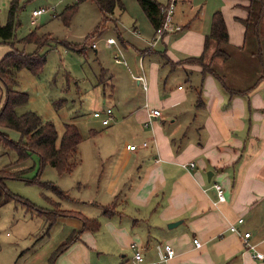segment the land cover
Returning <instances> with one entry per match:
<instances>
[{
  "label": "crops",
  "instance_id": "1",
  "mask_svg": "<svg viewBox=\"0 0 264 264\" xmlns=\"http://www.w3.org/2000/svg\"><path fill=\"white\" fill-rule=\"evenodd\" d=\"M122 1L112 15L118 39L102 38L104 29L94 32L96 26L89 32L88 43L97 42V75L110 85L105 93L111 99L100 109L113 108L108 125L100 119L106 142L90 147L91 175L73 176L79 193L62 188L69 190L65 209L79 215L56 219L69 226L68 236L83 228L84 217L97 219L99 227L82 230L55 264H136L137 250L154 261L165 243L176 255L163 264H264L229 229L243 217L240 229L264 252V17L247 32L250 0H175L172 29L157 37L139 0V6ZM217 10L228 28L220 45L227 57L216 54L215 38L205 46ZM109 37L116 42L107 43ZM106 52L114 60L121 52L126 61L115 63ZM202 54L214 72L183 62ZM95 84L104 86L99 78ZM4 99L0 80V107ZM149 108L161 115L151 116ZM130 143L138 148L128 149ZM216 181L226 194L217 204Z\"/></svg>",
  "mask_w": 264,
  "mask_h": 264
},
{
  "label": "rangeland",
  "instance_id": "2",
  "mask_svg": "<svg viewBox=\"0 0 264 264\" xmlns=\"http://www.w3.org/2000/svg\"><path fill=\"white\" fill-rule=\"evenodd\" d=\"M9 1L0 0L2 24L7 22ZM21 2L24 7L18 14L16 31L18 38L37 29L39 33L50 31L57 37L83 42L86 35L92 32L102 19L100 10L92 0L79 3L69 26L64 24L61 14L67 4L75 3L76 0H22ZM208 2L215 5L221 1L208 0ZM127 4L139 6L135 0H127ZM39 7H45L47 11L38 16L37 25L31 24L32 10ZM54 14L59 16L54 17ZM113 23V20L108 21L102 38L105 39L107 34H112L118 39L119 33ZM101 40L99 38V42ZM15 46L27 51L34 49L31 43L16 42ZM11 48L10 44L0 43V58ZM103 48L104 43L101 42L100 49ZM117 54L126 61L121 52ZM104 56L115 62L113 54L106 52ZM97 59L100 61L98 53L90 43H87L83 52L69 51L60 45L48 53L47 62L39 76L26 69L20 71L17 76L18 88L28 92L30 97L28 106L21 109L34 110L44 119L51 120L59 133H63L66 123H73L80 130L82 141L77 153L80 162L74 168L78 167V170L73 169L72 173L62 175L57 168L47 164L39 176L40 181L54 182L64 189L70 188L69 193L73 196L79 193L77 184L73 183V176L77 177L83 173V176L88 178L95 165L90 147L103 146L106 142L100 136V133L105 132V128L100 123V118L94 116V111L100 110L111 97L105 93V86L95 84L98 81ZM91 128H94L95 132H92ZM0 130L8 133L14 140H19L21 137V133L16 129L0 127ZM40 166L38 155L32 154L19 160L17 150L0 141V169L6 168L19 175V177L5 178L6 188L1 187V197L6 198V201L0 205V264H50L53 253L68 238L70 228L67 224L56 221L50 225V220L40 211L41 207L55 206L51 199L60 200L62 208H69L65 205L68 200L61 199L50 187L28 181V178L38 174ZM7 191L20 198H26L33 204L17 197H9Z\"/></svg>",
  "mask_w": 264,
  "mask_h": 264
},
{
  "label": "trees",
  "instance_id": "3",
  "mask_svg": "<svg viewBox=\"0 0 264 264\" xmlns=\"http://www.w3.org/2000/svg\"><path fill=\"white\" fill-rule=\"evenodd\" d=\"M22 0H10L8 6L7 22H0V43H9L12 48L5 53L0 59V80L5 86V99L0 107V126H5L18 130L21 133L19 140L9 137L8 133L0 130V141L5 145L15 148L18 152L19 160L25 159L32 154H36L40 158V169L38 174L28 181L39 182L43 186L50 187L61 199L68 197V191L60 188L57 184L50 181H40V173L45 165L50 164L57 168L61 173H70L80 162L77 153L79 144L82 141V135L77 125L66 123L63 133H59L56 125L51 121L44 119L38 112L21 107L26 106L29 102V93L18 88L17 76L23 69L29 70L36 76H39L47 62V55L50 51L57 49L60 45L69 51L83 52L88 43V39L93 33L87 34L83 42L68 40L57 37L52 32L46 31L39 33L36 30L30 31L22 38L16 36L17 21L19 11L24 7ZM86 0H76L75 3L67 4L63 13L62 20L65 25L69 26L71 18L75 14L79 3ZM97 5L102 14L101 21L97 24L94 32L100 28L104 29L109 20L113 19V14L118 7H123L122 0H92ZM142 8L146 11L148 17L157 29L162 25L164 15L161 11V4L158 0H139ZM54 14V17H58ZM264 17V0H250L248 6V16L243 19L246 31L257 26L260 19ZM254 31V30H253ZM211 38H215L218 42L216 54L227 57V53L220 48V45L228 41V28L221 10L215 11L213 14L210 33L206 37L205 46L207 47ZM35 45L32 51L20 49L15 43ZM203 54L200 56H191L183 60V62L200 63L203 65V73L214 72L208 63L204 62ZM99 82L104 83L106 78L102 75ZM105 92L109 91V86L105 83ZM8 177H19L15 172H10L6 168L0 169V205L6 201L1 197V187L5 189L4 179ZM9 197H17L29 204L30 200L20 198L16 194L8 192ZM8 197V198H9ZM55 204L53 208L41 207L40 211L47 216L52 225L59 216H78L79 214L61 207L60 200L51 199ZM35 205V204H34ZM112 205L106 209L110 212ZM83 228L72 233L53 253L50 264H55L58 255L64 251L72 242L79 238V233L84 229H96L99 227V221L95 218H83Z\"/></svg>",
  "mask_w": 264,
  "mask_h": 264
},
{
  "label": "built area",
  "instance_id": "4",
  "mask_svg": "<svg viewBox=\"0 0 264 264\" xmlns=\"http://www.w3.org/2000/svg\"><path fill=\"white\" fill-rule=\"evenodd\" d=\"M174 10H175V0H170L165 5H162L161 11L164 15V20H163L162 25H160L156 29L157 37H160V35L162 34L163 31L172 29L171 23H172L173 16H174ZM46 11H47V9L45 7H39V8L33 9L32 14H31V24L37 25L38 16L42 15ZM115 42H116V40L114 37H109L107 39V43H109V44L115 43ZM92 46L93 47L97 46L96 40H94L92 42ZM115 60L118 62L123 61L122 58H120L118 54H115ZM136 78L143 81L144 87L145 88L147 87L146 82H145V77L143 75H138ZM149 113L151 114V116H159V115H161V110L159 108H149ZM94 116L100 118L104 125H108L111 122V119L113 117V108L108 106L102 110H96V111H94ZM142 145H144V146L148 145V140L144 141L142 143ZM127 148L130 150H136L138 148V145L136 143H130L127 145ZM191 165L194 166L195 163L192 162ZM213 186L215 187V189L217 191V196H218L217 200H215L214 203L217 204L221 201L226 200L225 188H224L223 184L219 181H216L213 183ZM243 222H244V218L239 217L236 222H233L229 225V229L233 232H238L242 235L244 247L246 249L250 250L254 257L264 260V252L258 250L256 248V244L250 241L251 232L247 231V230L242 232V230L240 229L239 224H241ZM194 242H195L196 246H201V244H202L201 240L198 238H194ZM175 255H176L175 248L170 243H165L164 244V251H163L161 259L154 260V261H146V257L144 255L143 251L137 250V251H135V253L133 255V261L136 264H141V263L163 264L165 262L168 263Z\"/></svg>",
  "mask_w": 264,
  "mask_h": 264
},
{
  "label": "water",
  "instance_id": "5",
  "mask_svg": "<svg viewBox=\"0 0 264 264\" xmlns=\"http://www.w3.org/2000/svg\"><path fill=\"white\" fill-rule=\"evenodd\" d=\"M211 176H212V171H210L209 173H208V177H209V179L211 178ZM173 224H176L175 222H173V223H170V225L169 226H171V225H173Z\"/></svg>",
  "mask_w": 264,
  "mask_h": 264
}]
</instances>
